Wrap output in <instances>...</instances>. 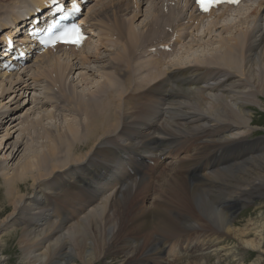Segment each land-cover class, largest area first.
Segmentation results:
<instances>
[{
	"label": "bare ground",
	"instance_id": "1",
	"mask_svg": "<svg viewBox=\"0 0 264 264\" xmlns=\"http://www.w3.org/2000/svg\"><path fill=\"white\" fill-rule=\"evenodd\" d=\"M46 1L0 0V31ZM143 4L149 21L135 32L138 20L131 21ZM236 9L202 14L190 0H96L84 16L99 42L93 54L85 50L87 41L54 47L36 57L34 72L30 65L0 73V130L7 136L0 141V178L11 206L0 219V234L20 231L22 264H107L112 258L115 264H173L172 254L177 247L184 251L187 239L171 240L205 227L202 215L236 244L227 249L220 237L205 235L204 244L187 243L186 254L196 260L215 247V254L244 260L247 253L250 264H264V214L234 225L239 208H264V152L254 157L257 140L248 138L252 107L264 112V0L240 18L242 24L251 19L252 28L222 37L230 26L220 27L215 54L167 65L176 46H196L194 33L202 24L213 22L209 33ZM107 42L118 49L106 50ZM145 54L155 58L133 68L135 57ZM76 70L96 72L102 81L94 91L77 92ZM35 89L40 99L30 94ZM66 115L70 122L61 126ZM46 119L58 125L49 127ZM37 137L39 147L33 144ZM180 150L186 156L170 162ZM23 151V161L14 163ZM164 156L171 168L160 164ZM147 159L159 167L145 172ZM226 183L236 187L222 188ZM203 188L211 190L208 195ZM154 236L164 239L159 248L167 258L141 259L138 254L154 252Z\"/></svg>",
	"mask_w": 264,
	"mask_h": 264
},
{
	"label": "rangeland",
	"instance_id": "2",
	"mask_svg": "<svg viewBox=\"0 0 264 264\" xmlns=\"http://www.w3.org/2000/svg\"><path fill=\"white\" fill-rule=\"evenodd\" d=\"M258 1L259 0H246V3H244L245 5L243 7H240L241 9L239 8V9H236V11H231V15L229 13L228 16H224V18L221 19L218 22L217 26H216L218 29H212L211 32H209V33H208V28L211 27L213 22L204 23V21H205V19H204L203 20L204 24H202V28L198 29V31L194 33L195 40L197 39V41H198L200 39V41L196 42V46H194L195 43H193L190 46L189 45L187 46V44H186V46L184 48L180 47L178 45L177 46V51H176L177 53H174V56H172V57H168V59H170V58L171 59L169 60V63L167 65H171L172 63H177V61H179V62H182L183 60L186 61V62L187 61H191L194 58L202 59L204 57H210L213 54H215L213 51L216 50L220 46V43H218V40H219V33L221 32L220 31V27L221 26H225V25H229L230 26V30L228 32H222L221 33L222 37H230L233 34H235L236 31L252 28L251 19H249L248 22H246V24L245 23L242 24V22H240V18H244L248 14H250V11L253 8L257 7ZM146 8H147V6H146ZM144 9H145V5L142 8V14L141 15L138 14V17L136 19H132V21H131V24L133 25V22L138 20L133 25V30L135 32H139L140 30H143L144 27L147 25V23L149 21V19L146 17L147 15H146V11L144 12ZM138 11H140V10H138ZM126 18H128V17H126ZM208 19H210V18H208ZM119 40H121V37H120ZM96 41H97L96 38H94L88 43V45H86V49L85 50H87L86 51L87 53L93 54L94 51H95L94 48L95 47L99 48V42H96ZM109 44H111V46H109ZM106 47L107 48L111 47V49L110 48L106 49L108 51H115L116 49H118V46H115L114 42H107L106 43ZM138 58H140V57H135V61L133 63V68H137V67L140 68L141 64L148 65L149 62H143V60H147L148 61L149 59H152L151 57L146 56V57L142 58V60L139 59L140 60L139 61ZM91 65H92L93 70H95V71L100 69L99 67H97V66H100L99 64L98 65L91 64ZM33 66L28 67L29 69L30 68L32 69V72H34V68H35V65H33ZM163 67H166V66H163ZM79 72H81V73H79ZM30 74L28 73L27 77H30ZM79 74H81V75H79ZM84 74H85L84 70H82V71L76 70L74 72V76L72 75V77H73L72 79L74 81L73 84H75L77 86V92L85 93V92L90 91V90L94 91L95 87L100 84L102 79L99 77V74L96 73V72H95V74L93 76H86V75H91L90 72H88L86 75H84ZM69 78H70V76H69ZM41 93L42 92H40V89H35L30 94L31 95L35 94L36 95L35 99H37V98L40 99V97H41L40 94ZM5 101H7V99H5ZM63 102H65V101H63ZM30 105L28 106L29 108L31 107ZM32 105H34V103ZM58 105H60V104L58 103ZM252 110H253V115H252V117H253V121H252L253 132L248 138H249L250 141H256L257 140L256 145H255V154H254V157H255V155L259 156V154L261 155L262 152H264V145H263L264 141L261 140L262 138H264V112L261 111L258 107H255V106L252 107ZM52 111L53 110L48 107L47 112L50 113ZM37 116H38L37 114L34 115V117H37ZM69 120H70V118L67 117V115H66V118H63V119L60 120V123L61 122L63 123V125H61V126H64V123L68 124V122H70ZM44 123H45V125H47L49 127H52V128H54L56 125H58L57 120L54 121L53 119H46L44 121ZM19 128H20V125L16 129H19ZM18 133L19 132L17 131L13 135L12 139H10V141L15 140V138L18 136ZM5 134H6L5 133V129L2 128L0 130V141H2V143H5V140L7 139V136ZM36 140H35V142L33 144L35 146L39 147L41 141L38 139V137H37ZM262 147H263V151H262ZM0 150H1V147H0ZM4 151L5 150H2V153H4ZM174 152L176 153V154H174L175 156H173L174 158L172 157L171 158L172 160L170 159V162L174 161L173 162L174 164H175V161H179V158L182 159V158H184L186 156V153H182V150H180L178 152H176V151H174ZM2 153L0 154V158L2 157ZM8 153H9V151H7L5 155H7ZM27 153H28V151L21 152L19 154V157L15 160L14 163H16L19 159L23 161V158L26 156ZM256 158H258V157H256ZM175 159H177V160H175ZM165 161H167V158L163 159V161H162L163 164L162 165L164 166V168L165 167L168 168L167 166H169L170 163H169V165H167V163ZM165 163H166V165H165ZM9 165H10V163H9ZM169 167L171 168V166H169ZM157 168L158 167L156 165H154V167H147L145 172H147V170L151 171V170L157 169ZM224 168H225V166H224ZM157 171H156L155 175L157 173H159V172H163V170H160V169L157 170ZM225 171H228V170H224L223 172H225ZM164 172H166V174L169 173V171H165V169H164ZM227 174L230 175L229 172ZM235 177L237 178L238 175H236ZM252 178L255 179L256 181L259 180L257 177H255V175H253ZM262 180L264 182V176L262 177ZM234 181H237V180H234ZM2 182L3 181L1 179L0 180V213H1L0 219L2 217H4V215L8 214L10 209H11V206H10L9 202L6 199L5 187H4V184ZM160 183H161V181H160ZM158 184H159V181H158ZM21 187H22L23 192L24 191L26 192L28 187H26V185H23V183L21 184ZM223 187H224V189H227V188H232L233 189V188L236 187V185L234 183H226V184H224L222 186V188ZM200 191H203L204 193H206L208 195L211 190L208 191V190L203 188ZM262 200H264V198H262ZM254 202H258V201L255 200ZM261 205L264 206V203L261 204ZM2 213H4V214H2ZM261 213L264 214V208L261 211H259V210H256V208L254 206V203L253 204H248V205H246V206H244L242 208H239L236 211L237 216L235 217L234 225H237V227H242V226H244L245 223H247V221L249 219H251V218L252 219L253 218L257 219V217H259ZM202 218H203L205 227H203L201 229H198V228L188 229L186 231L187 233L181 234L179 236H176L175 239H172L171 240L172 243L175 242V241L176 242L179 241L178 239L180 237H185L187 239V241L182 244L185 247L184 248V251H185L187 249V246H186V245H188L187 243L191 244V241H192V244L195 241H197V243L195 242V244H198L196 246H199L202 243L203 244L206 243L208 241V239H209V237H208V239L205 237V235H206V236L220 237L221 245H223V247L226 245L224 248H227V249L233 248V246L236 244V242L230 236H228V238H227V237H225V235L223 233H221V231L217 230V228L215 227L216 225L214 224V222H213V220L211 218H208L205 215H202ZM257 220H259V219H257ZM260 222L263 223L264 222V218ZM19 234H20V231L18 229L14 230V231L11 230L10 232H6V233L3 232L2 234H0V237H1L0 241L4 244L3 247L2 246L0 247V254H2V257L4 258V263L3 264H22L23 263V261L21 260V257H20V251H19L18 246H17V241L19 239V236H18ZM192 236L194 237L193 239H192ZM202 236H204L205 238L202 237ZM154 239L156 240L155 244H157V246L155 245V247H153L154 248V252H151L150 254H146L145 252L142 253V254L141 253L138 254V255H142V257H140L141 259H143V257H146V256H148V257H146L145 260H147L148 258H151V257L153 259H156V258L157 259H162L163 257H166L165 256V250L166 249L163 251V250H161L159 248L160 247V243H162L164 241V239H160L158 236L157 237L154 236ZM202 240H203V242L201 243ZM172 243H170V244H172ZM232 243H235V244H232ZM173 249H171V247H169L168 252H170V253L173 252L172 251ZM214 249H215V247H214ZM177 250H178V252L172 254V260L171 261L173 262V264H194V263H196V264H222V263L223 264H250L251 261L253 260V257L251 255L247 254V253L244 254L243 258H245V259L242 260V259H240V257H234L233 256L234 257L233 258L232 255L228 256L226 253H221V254L217 253V254H215L211 250H209L210 253H208V254H206V255H204L202 257L200 255L199 256L197 255V259L195 260L196 256L192 255L191 253L186 254L183 250L179 251L180 250L179 247H177ZM157 251H159V253H157ZM161 251H162L163 255L161 254ZM198 253H199V251H198ZM247 255L249 256L248 258H247ZM198 258H200V259L198 260ZM112 259L108 260L107 264H115V262L111 261ZM163 259H165V258H163ZM168 259H170V258L168 257ZM110 262H112V263H110ZM97 264H103V263H97ZM134 264H144V263L134 262Z\"/></svg>",
	"mask_w": 264,
	"mask_h": 264
},
{
	"label": "snow or ice",
	"instance_id": "3",
	"mask_svg": "<svg viewBox=\"0 0 264 264\" xmlns=\"http://www.w3.org/2000/svg\"><path fill=\"white\" fill-rule=\"evenodd\" d=\"M198 6L202 11H209L219 0H196ZM229 2L235 3L238 0H229ZM55 40L61 41L67 44H73L77 47L80 46L84 40V36L81 34L79 28L65 29L59 35L55 37Z\"/></svg>",
	"mask_w": 264,
	"mask_h": 264
}]
</instances>
